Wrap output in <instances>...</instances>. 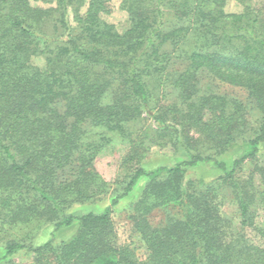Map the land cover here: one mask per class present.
Segmentation results:
<instances>
[{"label": "trees", "instance_id": "obj_1", "mask_svg": "<svg viewBox=\"0 0 264 264\" xmlns=\"http://www.w3.org/2000/svg\"><path fill=\"white\" fill-rule=\"evenodd\" d=\"M237 1L122 0L121 32L112 0H0V264H264V0ZM115 141L109 183L95 162ZM153 147L175 160L146 168ZM142 178L140 257L112 215Z\"/></svg>", "mask_w": 264, "mask_h": 264}, {"label": "rangeland", "instance_id": "obj_2", "mask_svg": "<svg viewBox=\"0 0 264 264\" xmlns=\"http://www.w3.org/2000/svg\"><path fill=\"white\" fill-rule=\"evenodd\" d=\"M121 2L122 0H112V11L109 14H105L104 18L109 22L114 23L119 31L124 32L130 25V19L127 11L121 8ZM226 9L229 12H238L242 10V6L238 3L237 0H228ZM34 62L39 65L43 64V60L40 58H35ZM200 87L207 92L229 93L235 94L242 98L245 97V91L210 78L203 79L200 82ZM127 150L128 149L125 144H122L120 141H115L103 154H101L96 159V168L109 183L113 182L117 178L121 158L127 152ZM172 155L173 152L169 148L153 147L146 158L145 167L151 169L161 164H170L175 160ZM227 159H229V157H227ZM194 172L196 174H202L205 176L214 174V170L210 169L207 166L196 168ZM146 182V178L140 179L132 192L121 200L112 215L116 230L119 235L120 243L133 247L140 257H143V254L145 252V245L139 233L134 229L130 215L133 212L132 204L139 197ZM108 198L109 197L106 196V198L104 197V199L102 201H99L98 204L85 206L84 210L93 208L100 211V208L108 204ZM223 211L228 217L233 219L235 224H239L240 217L238 205L235 201L231 200V197L225 202ZM164 216V211H157L154 216H152V220L154 222H158L162 220ZM74 231L75 226L62 229L56 233V238H67ZM249 234L251 238L255 240L257 239L253 232L249 231ZM50 237L51 228L47 226L40 231V234L37 236L35 242L37 244H41L48 240ZM15 259L18 264H29L31 262V257L26 255H18Z\"/></svg>", "mask_w": 264, "mask_h": 264}]
</instances>
